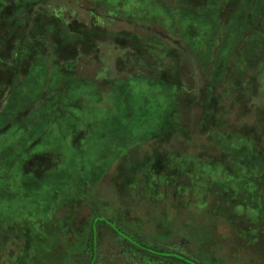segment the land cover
<instances>
[{
    "label": "trees",
    "instance_id": "obj_1",
    "mask_svg": "<svg viewBox=\"0 0 264 264\" xmlns=\"http://www.w3.org/2000/svg\"><path fill=\"white\" fill-rule=\"evenodd\" d=\"M61 1L69 9L75 8L80 21L78 27H70L63 18L62 10L66 13L68 11L67 15L71 17L76 13L64 7L52 13L58 16L57 19L51 18L53 32L57 35L62 32V36H67L60 47L67 51V55L61 58L64 61L76 62L79 49H83L84 53L94 50V40L100 34L106 36L101 24L110 25L114 22L125 26V36H132L140 43L146 40L143 47H147L148 51L154 49L153 47H160L158 64L155 62L156 64H147L145 68L137 67L141 74L159 79L158 95L165 93L167 96L162 99L158 97V110L161 109L159 111L165 115L157 129V146L153 151L172 160L184 159L200 165L194 171L176 174L173 177L175 184L160 187L158 195L162 199L155 204L154 219L158 225L154 230L141 228L140 223L125 217L118 201L117 204H108L106 199H98L97 194L101 192L97 191L107 188L105 185L110 181L106 178L108 180L99 181L94 188L81 187L78 194L76 190L72 192L69 205L78 204V209L83 210L81 217L84 221L75 233L71 228L74 216L63 220L66 228L61 230L63 233L60 243L70 240L69 245H80L77 252L66 255L59 253L61 249L57 247L62 248L60 243L56 248L54 245L57 238L50 240L48 236L51 232L59 234V228L54 226L53 217L48 216L45 222L40 220L38 232L34 229L28 233L23 231V234L13 235L12 238L3 236L0 264H40L44 258H37L36 254L29 255L27 252L22 256L15 255L14 250L7 248L5 243L12 240V244L16 242L21 249L37 241L43 229L48 239L44 240L47 244L44 248L49 245L51 249H55L56 261L61 256L63 264H148L147 260L152 259L154 264H264V0H166L161 2V6L166 14L172 16L170 24L160 25V30L146 27L145 22L138 20L136 16L119 14L116 19L109 15L111 9L108 6L92 0H74V4L69 3L70 0ZM45 3L46 0H33L28 14L34 12L38 5L45 6ZM11 4L15 8V4ZM235 10L238 14L245 11V27L242 28L240 21L227 27L228 15ZM5 22L6 32L13 33L12 28L17 23L13 13ZM79 30L89 35L90 41L85 36L78 38L81 34ZM93 30L91 36L87 31ZM17 34L15 31L12 35ZM57 40L61 39L56 38ZM55 43L57 42H53L54 45ZM226 44L232 48L231 52L226 51ZM119 45L131 50L132 56L135 52H144L138 46L130 49L126 43ZM238 45L241 46L240 50L236 49ZM177 56L180 60L185 57L191 60V75L195 76L197 85L193 82L184 83L182 72L175 62L178 60ZM121 60L117 59L118 67ZM206 69L212 71L213 77L218 78V81L205 73ZM19 70L22 73L21 67ZM201 70L208 75L202 83L198 76ZM18 74L17 71L14 76L15 88L0 92V105L1 100L3 103L1 98L6 97V108L11 107L9 104L14 100L27 97L16 89L21 84ZM8 75L5 78L6 85L9 83L10 73ZM64 75L61 83L64 82ZM227 76L238 79L232 81L231 78H225ZM73 77L76 76L71 78ZM220 77H224L227 82L224 79L221 82ZM172 86H175V92L181 94L180 98L187 112L199 109L197 134L186 135L187 112L181 114L171 107L174 99ZM214 87L218 88L217 91L213 90ZM207 88L211 91L208 98L204 97L203 92H207ZM38 120L39 116L32 117L33 122ZM26 126L21 125V129L24 131ZM224 131L228 132L223 141L217 138V133ZM230 132L234 135V141L228 135ZM191 139L196 141L187 144L186 141ZM169 140H176L183 146L191 145L194 148L192 151H173L169 147L171 150L162 152L160 146ZM50 154H33L23 161L21 171L39 176L44 165L49 162ZM217 165L222 170L215 176L212 168ZM34 185L35 181L31 186ZM189 209L191 211L188 214ZM182 220L183 225L179 224ZM171 226L178 230L179 226L181 228L175 232L169 230ZM70 232L73 234L72 238ZM177 247L189 252L181 253ZM30 256L34 257L28 260Z\"/></svg>",
    "mask_w": 264,
    "mask_h": 264
},
{
    "label": "rangeland",
    "instance_id": "obj_2",
    "mask_svg": "<svg viewBox=\"0 0 264 264\" xmlns=\"http://www.w3.org/2000/svg\"><path fill=\"white\" fill-rule=\"evenodd\" d=\"M32 1L0 0V92L15 88L14 76L18 71L21 84L16 89L27 95L26 98L20 97L14 100L9 104L12 106L8 108H6V97L1 98L3 103L1 100L0 246L3 236L12 238L13 235H19L23 231L28 233L34 229L38 232L41 221L45 222L48 216H52L55 221L54 226L59 228V234L51 232L48 236L50 240L57 238L54 244L56 248L63 233L61 230L66 228L63 220L74 216H72L71 228L75 233L84 221L81 217L83 210L78 209V204L69 205L73 190L78 194L81 187L94 188L99 181L106 178L110 181L105 185L107 188L97 191L101 192L96 193L98 199H106L108 204H117L118 201L125 217L140 223L141 228L154 230L158 225L154 219L155 204L162 199L158 195L160 187L175 184L176 174L182 175L188 170L194 171L200 165L184 159L172 160L153 151L157 146V129L160 128L162 116L165 115L160 112L161 109L158 110V100L167 96L165 93L158 95L159 79L141 74L137 67L145 68L147 64H156L155 62L158 64L160 47L159 49L153 47L154 49L148 51L147 47H143V44L147 43L146 40L140 43L132 36H125L123 31L125 26L122 27L120 23L114 22L110 25L101 24L106 36L100 34L99 38L94 40V50L90 49L84 53L83 49H79L76 62L64 61L61 58L67 55V51L60 47L67 36H62V32L58 34L59 36L53 32L51 18L57 19L58 16L53 15L55 10L60 11L63 7L69 9L68 5L61 0H46L45 6L38 5L34 8V12L28 14ZM92 1L108 6L111 9L109 15L116 19L119 14L136 16L138 20L145 22L146 27L159 30L160 25L170 24L172 16L166 14L161 6V2L166 0ZM155 1L158 3L156 4ZM69 3L74 4V0H70ZM69 10L76 13L75 8ZM244 12L240 11L239 14L236 10L234 13L230 12L227 27H231L235 21H240L242 28L245 27ZM12 13L17 21L12 28L14 32L17 31V37L12 35L14 32H10L11 34L9 31L6 32L5 20ZM67 14L68 11L66 13L62 10L63 18L69 26L78 27L79 14L76 13L73 17ZM89 16L91 17L92 14ZM80 17L82 19L83 15ZM127 28L132 30L130 26ZM87 32L92 34L94 30ZM83 36L90 41L91 37L83 32L77 37ZM56 38L61 40L56 41ZM75 38L71 39L75 40ZM53 42L57 43L54 45ZM116 42L126 43L130 49L138 46L144 52H135L132 56L131 50ZM225 48L229 52L232 50L228 44ZM236 49L240 50L241 46L238 45ZM177 57L178 60H175ZM177 57L174 60L182 72L184 83L193 82L197 85L198 81L191 75V60L186 57L180 60L179 56ZM117 59H122L119 67ZM162 64L164 65V62ZM61 72L65 74L63 83L60 82L63 79ZM204 72L218 81L209 69ZM204 72L201 70L198 73L201 77L200 83L205 82L208 77ZM256 72L258 73L257 68ZM9 73V83L6 85L5 78ZM72 76L76 77L71 78ZM237 76L240 78L239 74ZM232 77L225 78H231L232 81L238 79ZM223 79L224 77H220L221 82ZM65 82H69L70 85ZM172 88H174L171 90L174 99L171 107L181 114L187 112L181 101V94L175 92V86ZM217 89L214 87L213 90L217 91ZM203 92L204 97L208 98L211 91L207 88V92ZM166 110L165 108L164 111ZM198 114L199 109L186 113L189 122H187L186 135L197 134ZM33 116H39L40 120L33 122ZM23 124L27 125L24 131L21 129ZM226 132L228 131L217 133V138L224 141ZM228 135L232 137V141L235 140L232 132ZM170 141H165L159 149L163 152L171 148L173 151L175 149L192 151L194 148L191 145L183 146L176 140L171 143ZM194 141L196 139L186 143L192 144ZM37 153L43 156L51 153L48 156L49 162L44 165L40 175L21 171L23 161ZM219 170H222L219 165L212 168L215 176L219 175ZM33 181L36 182L34 187L31 186ZM191 210H187V213L189 214ZM179 224L183 225V220ZM178 228L180 230L181 227ZM169 230L179 231L174 226L169 227ZM46 234L43 229L42 238L21 249L17 247L16 242L12 244V240H8L5 244L7 248L14 250L15 255L22 256L27 252L29 255L36 254L37 258H44L40 264H63L61 256H58L56 261L55 249H51L49 245L44 248L47 245L44 242ZM69 235L72 238L71 232ZM68 242L70 240L60 243L62 248L57 247L61 249L59 253L66 255L79 250L80 245L79 247L69 245ZM177 250L181 253L189 252L181 247H177ZM33 257L30 256L28 260ZM60 257L61 260H58ZM147 262L150 263L149 260Z\"/></svg>",
    "mask_w": 264,
    "mask_h": 264
},
{
    "label": "flooded vegetation",
    "instance_id": "obj_3",
    "mask_svg": "<svg viewBox=\"0 0 264 264\" xmlns=\"http://www.w3.org/2000/svg\"><path fill=\"white\" fill-rule=\"evenodd\" d=\"M152 258H153V257H152ZM149 264H154V263H153V259H152V261H150V263H149Z\"/></svg>",
    "mask_w": 264,
    "mask_h": 264
}]
</instances>
